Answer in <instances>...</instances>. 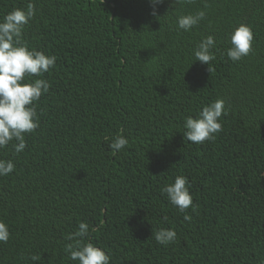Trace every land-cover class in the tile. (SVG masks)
Wrapping results in <instances>:
<instances>
[{
	"label": "trees",
	"instance_id": "obj_1",
	"mask_svg": "<svg viewBox=\"0 0 264 264\" xmlns=\"http://www.w3.org/2000/svg\"><path fill=\"white\" fill-rule=\"evenodd\" d=\"M29 3L36 16L23 41L57 59L26 81L51 85L34 105L39 128L23 152L15 140L0 148V161L15 165L0 176L10 232L0 264H34L32 255L35 264H79L65 248L80 223L89 226L82 242L110 264H264V0H0V23ZM199 11L198 27L179 29L180 16ZM242 24L253 53L232 62ZM208 36L212 73L195 59ZM218 99L223 130L202 145L185 141L186 118ZM121 134L128 144L114 155ZM177 176L195 210L181 213L163 192ZM161 229L175 242L158 244Z\"/></svg>",
	"mask_w": 264,
	"mask_h": 264
},
{
	"label": "clouds",
	"instance_id": "obj_2",
	"mask_svg": "<svg viewBox=\"0 0 264 264\" xmlns=\"http://www.w3.org/2000/svg\"><path fill=\"white\" fill-rule=\"evenodd\" d=\"M153 4H163L165 0H151ZM104 3V0H102ZM197 0H173V4H195ZM205 8L209 7L207 3ZM153 16L157 15L155 11ZM36 16L35 4H27L26 10L15 9L9 13L3 23H0V148H6L14 140L16 154L26 148L25 136L30 135L39 128V118L36 107L42 95L48 93L51 85L42 77L56 66L55 56H46L43 52L29 50L23 41V32L30 21ZM206 19L205 11H199L195 15L180 16L178 27L183 31H191L198 27L202 20ZM255 40L252 29L247 25H240L231 35V48L227 51V57L232 62H239L253 53ZM215 47V38L208 36L195 50V59L202 64L209 65L208 71L215 60L211 49ZM225 101L218 99L210 106L203 108L199 118H186L184 125L185 141L202 145L214 141L216 134L223 128L220 121L225 115ZM107 142V138H106ZM128 144L123 135H118L109 145L113 154L123 150ZM15 169L11 161H0V176H7ZM171 204L179 209L181 213L194 208L193 197L189 192V182L183 176H177L173 185L163 189ZM167 220V217H164ZM186 221H191L190 215L184 216ZM95 231V229H93ZM89 226L85 223L79 224V230L68 235L69 243L65 252L70 253V259L78 261L79 264H110V257L93 244H84L82 241L87 238ZM156 242L167 246L175 242L177 233L174 230L161 229L153 235ZM10 239V232L7 225L0 222V243L7 244ZM30 259L37 262L40 257L32 255Z\"/></svg>",
	"mask_w": 264,
	"mask_h": 264
}]
</instances>
